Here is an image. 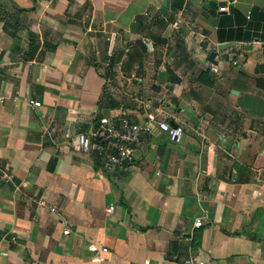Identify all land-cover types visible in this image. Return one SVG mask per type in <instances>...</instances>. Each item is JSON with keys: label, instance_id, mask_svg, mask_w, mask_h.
Returning <instances> with one entry per match:
<instances>
[{"label": "crops", "instance_id": "0c3cea01", "mask_svg": "<svg viewBox=\"0 0 264 264\" xmlns=\"http://www.w3.org/2000/svg\"><path fill=\"white\" fill-rule=\"evenodd\" d=\"M168 1L169 14L166 0H0V264H264V43L218 38L231 8L264 0L217 15L197 14L212 0ZM149 107L181 143L144 133L112 173L59 148L68 121L88 132Z\"/></svg>", "mask_w": 264, "mask_h": 264}, {"label": "built area", "instance_id": "2783aa9c", "mask_svg": "<svg viewBox=\"0 0 264 264\" xmlns=\"http://www.w3.org/2000/svg\"><path fill=\"white\" fill-rule=\"evenodd\" d=\"M4 98L0 96V101ZM145 120L137 122L127 113L119 116L102 115L98 126L93 131H81L76 121H68L62 128L61 141L58 143L60 150L69 147L75 152L94 154L99 156L102 166L107 172H114L133 160L136 151L142 146V134L155 131L166 132L171 142L179 144L184 139V128L180 125L172 126L162 110H153L150 107ZM4 181L11 183L16 190L21 188V183L15 180L14 174L2 170ZM41 209L57 212L58 207L41 198L37 200ZM111 208L110 210H112ZM202 225L201 221L196 223ZM65 235L70 233V228H64ZM106 251V249H104ZM187 264H204L197 258H189Z\"/></svg>", "mask_w": 264, "mask_h": 264}, {"label": "trees", "instance_id": "16d2710c", "mask_svg": "<svg viewBox=\"0 0 264 264\" xmlns=\"http://www.w3.org/2000/svg\"><path fill=\"white\" fill-rule=\"evenodd\" d=\"M183 1H179L176 5V9L183 7ZM180 4V5H179ZM218 2L212 0L209 2V8L211 15H217ZM231 15L229 16V22L225 23L223 20L219 25L218 38L219 41H231L241 43H252L254 41H260L264 43V9L255 6L252 8L249 16L242 15L235 8H231ZM235 16L236 21L233 20ZM227 22V21H226ZM143 44L144 50L149 51L146 44ZM212 85V84H211Z\"/></svg>", "mask_w": 264, "mask_h": 264}, {"label": "water", "instance_id": "95a60500", "mask_svg": "<svg viewBox=\"0 0 264 264\" xmlns=\"http://www.w3.org/2000/svg\"><path fill=\"white\" fill-rule=\"evenodd\" d=\"M234 0H230V2H233ZM228 3L229 1L228 0H222V1H219L218 3V6L221 8V7H227L228 6ZM163 11L166 13V14H169V1L166 0V2L164 3V6H163ZM222 13H225L224 11L222 12H219V14H222ZM144 41L146 43H148L149 45V48L152 49V43L149 42L148 39H144ZM247 47H251L250 45H248ZM216 55L217 53L215 51H212L210 52L209 54V61L213 62V63H217L218 61L216 60ZM167 72L170 74V82L172 84H181L182 83V79L181 77L171 68V67H167L166 68ZM171 125L172 126H176V123L172 120L171 121Z\"/></svg>", "mask_w": 264, "mask_h": 264}, {"label": "rangeland", "instance_id": "374dc122", "mask_svg": "<svg viewBox=\"0 0 264 264\" xmlns=\"http://www.w3.org/2000/svg\"><path fill=\"white\" fill-rule=\"evenodd\" d=\"M175 1V4L174 5H176L179 1H183L182 3H183V5H184V3H186L187 1L188 2H191L192 4H194L195 3V6H196V9L198 8L197 6H198V4H199V2H198V0H174ZM209 3V2H208ZM180 5V4H179ZM182 9V8H181ZM194 10V9H193ZM174 11L175 12H178L179 11V9H176L175 8V6H174ZM207 12H210L209 11V9L207 8V9H205V10H202V11H197V14H206ZM173 23L176 25L177 24V21H173ZM202 26L199 24V22L197 23V25H191L190 26V28L191 29H194V33H192L191 35H192V41H191V46H192V49H193V47H195L196 45H198V44H200L199 43V41L200 40H202V37H201V32H202V30H204V27L203 28H201ZM194 52V51H193Z\"/></svg>", "mask_w": 264, "mask_h": 264}]
</instances>
